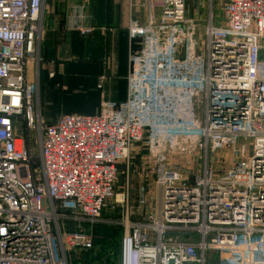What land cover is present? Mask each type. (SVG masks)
<instances>
[{"label": "built area", "instance_id": "2783aa9c", "mask_svg": "<svg viewBox=\"0 0 264 264\" xmlns=\"http://www.w3.org/2000/svg\"><path fill=\"white\" fill-rule=\"evenodd\" d=\"M43 1L0 0V264H67L68 248H87L83 224L112 200L117 165L139 143L155 208L131 222L127 188L115 195L119 264H264V0H225L223 24L210 10L200 42L186 0H146V23L128 24L139 47L126 99L52 121L29 78Z\"/></svg>", "mask_w": 264, "mask_h": 264}, {"label": "rangeland", "instance_id": "374dc122", "mask_svg": "<svg viewBox=\"0 0 264 264\" xmlns=\"http://www.w3.org/2000/svg\"><path fill=\"white\" fill-rule=\"evenodd\" d=\"M47 1L44 0V8ZM224 1L212 0L210 4L209 0H186V14L188 16L187 8L188 11H196V14H198L196 17L198 18L200 17L199 14H202L203 7L204 20L191 17L195 21L199 42L203 37L210 10L213 12V23L216 25L223 24L221 8ZM42 13L43 11L40 16V23ZM40 35L41 30L38 38V55L31 60L29 68V78L37 85L38 89L36 109L40 116L46 121H52L60 113H97L100 102L95 104L94 100L105 91L104 84L108 80L103 77L106 75L104 73H71V75H74L71 78L77 80V82L65 85L60 82L54 83V79L58 75L52 80H48L47 75L45 76L46 62L40 53ZM80 35L86 36V34ZM88 58L95 61L97 58L95 51ZM83 59H87V56ZM259 59L264 64V52L260 54ZM41 87L45 90L41 91ZM221 153L226 157L229 155L226 150ZM38 164L40 162L36 159L35 166ZM153 178L151 161L147 157L145 146L141 143L135 144L131 147L127 159L117 165L112 200L108 201L96 220L83 224L85 231L90 236V245L87 248H68L66 251L67 264H119L120 239L124 232L125 210L119 202L115 201V195H119L127 188L129 192V210L131 211L130 214L128 213V220L147 223L151 220V214L154 212V197L157 195ZM140 186H144L147 192V196L144 194L145 201L142 205L138 203ZM176 236L179 239L187 237L182 233L171 232L165 233V240L174 239ZM189 236L193 242L198 241L197 234ZM214 257L217 259V254H214Z\"/></svg>", "mask_w": 264, "mask_h": 264}, {"label": "crops", "instance_id": "0c3cea01", "mask_svg": "<svg viewBox=\"0 0 264 264\" xmlns=\"http://www.w3.org/2000/svg\"><path fill=\"white\" fill-rule=\"evenodd\" d=\"M44 3L40 53L46 62L47 79L52 80L58 75L54 83L65 85L77 82L71 78L74 76L71 73H104L103 78L108 81L104 84V93L95 98V104L102 100L123 102L126 99L128 53L130 48L139 47L137 40L128 38V24L130 21L140 25L146 23V0H48L45 8ZM159 13V7H154L155 18ZM187 13L189 18H197L196 11L187 8ZM201 13L203 16L199 14L197 20L205 19L203 7ZM87 27H91L92 32L81 36L78 30ZM94 51L97 58L92 61L88 56ZM85 56L87 59H83ZM42 90L45 88L41 87Z\"/></svg>", "mask_w": 264, "mask_h": 264}]
</instances>
